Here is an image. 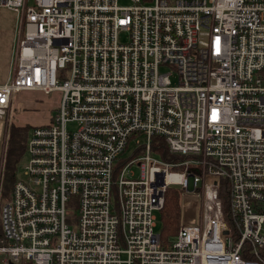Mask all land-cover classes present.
Returning <instances> with one entry per match:
<instances>
[{
    "label": "built area",
    "instance_id": "1",
    "mask_svg": "<svg viewBox=\"0 0 264 264\" xmlns=\"http://www.w3.org/2000/svg\"><path fill=\"white\" fill-rule=\"evenodd\" d=\"M129 1L0 0V139L12 94L56 96L6 197L2 154L0 264H264V0Z\"/></svg>",
    "mask_w": 264,
    "mask_h": 264
},
{
    "label": "rangeland",
    "instance_id": "2",
    "mask_svg": "<svg viewBox=\"0 0 264 264\" xmlns=\"http://www.w3.org/2000/svg\"><path fill=\"white\" fill-rule=\"evenodd\" d=\"M129 0H118V5L128 6ZM16 14L8 9L0 8V84H3L8 75L10 67V57L13 45V38L16 30ZM56 96L44 95L41 92H16L12 94L11 106L9 110L8 125L17 127H35L43 124H47L50 121L51 116L55 112ZM5 139V140H4ZM4 140V141H3ZM11 143H8V136L4 135L0 139V160L4 151L11 147ZM129 148L123 155V158H130L132 156ZM158 158L157 156H154ZM17 170L15 179L23 178L24 166L27 163V154L22 152L20 158H18ZM133 170L134 174L138 175V168L132 167L128 171ZM211 181V179H209ZM159 212L157 213V218ZM1 232V222H0ZM159 232V223H158ZM171 235L167 241L172 239ZM13 264H24L22 261Z\"/></svg>",
    "mask_w": 264,
    "mask_h": 264
},
{
    "label": "trees",
    "instance_id": "3",
    "mask_svg": "<svg viewBox=\"0 0 264 264\" xmlns=\"http://www.w3.org/2000/svg\"><path fill=\"white\" fill-rule=\"evenodd\" d=\"M30 127H17L11 125L8 129V143H11V147L7 148L5 151V162L3 169V196L6 197L9 189L11 188L13 182L15 181V174L17 170L18 158L20 154L24 152L25 143L28 137ZM157 144V150L154 153L160 155H166L165 145L157 141H153V145ZM218 197L221 199L223 207V216L227 224L228 229H230L229 220L227 217V201L225 200V194L227 189V183L223 179L218 180ZM180 200L181 192L176 187H169L164 195V204L161 208L158 216L159 223V234L162 243L165 244L169 237L176 233L179 227V215H180Z\"/></svg>",
    "mask_w": 264,
    "mask_h": 264
},
{
    "label": "water",
    "instance_id": "4",
    "mask_svg": "<svg viewBox=\"0 0 264 264\" xmlns=\"http://www.w3.org/2000/svg\"><path fill=\"white\" fill-rule=\"evenodd\" d=\"M227 232L226 231H224V234H226Z\"/></svg>",
    "mask_w": 264,
    "mask_h": 264
},
{
    "label": "bare ground",
    "instance_id": "5",
    "mask_svg": "<svg viewBox=\"0 0 264 264\" xmlns=\"http://www.w3.org/2000/svg\"><path fill=\"white\" fill-rule=\"evenodd\" d=\"M174 235V234H173Z\"/></svg>",
    "mask_w": 264,
    "mask_h": 264
},
{
    "label": "crops",
    "instance_id": "6",
    "mask_svg": "<svg viewBox=\"0 0 264 264\" xmlns=\"http://www.w3.org/2000/svg\"><path fill=\"white\" fill-rule=\"evenodd\" d=\"M14 39V38H13Z\"/></svg>",
    "mask_w": 264,
    "mask_h": 264
}]
</instances>
